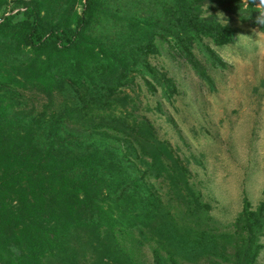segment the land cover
Masks as SVG:
<instances>
[{"label": "trees", "instance_id": "16d2710c", "mask_svg": "<svg viewBox=\"0 0 264 264\" xmlns=\"http://www.w3.org/2000/svg\"><path fill=\"white\" fill-rule=\"evenodd\" d=\"M256 1L84 0L78 13L81 0H0V264H81L87 248L90 264H138L125 238L155 240L153 264H255L264 199L244 198L232 230L216 233L187 165L120 87L149 71L176 92L147 62L156 38L213 87L194 48L225 69L211 45L233 43L235 30L218 13L264 32Z\"/></svg>", "mask_w": 264, "mask_h": 264}, {"label": "rangeland", "instance_id": "374dc122", "mask_svg": "<svg viewBox=\"0 0 264 264\" xmlns=\"http://www.w3.org/2000/svg\"><path fill=\"white\" fill-rule=\"evenodd\" d=\"M83 2L76 5L78 13ZM6 3L5 7H10L12 0ZM256 6L263 8L264 0H257ZM218 20L235 30L233 43L223 47L211 45L226 68L211 67L194 48L207 67L213 87L195 75L169 42L159 38L155 39L159 52L149 55L147 62L157 79L165 73L173 80L176 92L169 95L164 83L152 78L149 71L144 76L130 72L126 85L120 87L121 95L125 93L131 99L125 105L129 109L133 106L138 117H146L157 137L167 141L187 165L191 185L209 205V225L216 233L232 230L244 198L252 208L264 199V32L241 23L229 13H218ZM61 96L56 97V104ZM155 186L162 188L158 183ZM164 187L160 190L162 201L173 217L180 216L174 196H168ZM138 230L133 231V238L140 237ZM138 240L125 238L123 246L132 250L138 264H153L155 240ZM260 242L263 248L255 264H264V236ZM95 256L87 248L80 263L90 264ZM177 262L209 264L199 256H178Z\"/></svg>", "mask_w": 264, "mask_h": 264}]
</instances>
